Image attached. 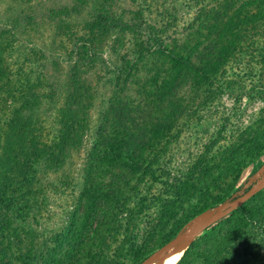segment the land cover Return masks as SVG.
<instances>
[{"label":"trees","instance_id":"obj_1","mask_svg":"<svg viewBox=\"0 0 264 264\" xmlns=\"http://www.w3.org/2000/svg\"><path fill=\"white\" fill-rule=\"evenodd\" d=\"M233 1L231 5L234 7L230 9L237 13L228 16L233 21H243L256 10L264 16V0ZM203 10L198 12L195 20H205ZM91 25L104 29L98 32L105 37L110 32L118 35L126 29H136L140 23L132 24L121 15H106L96 17ZM8 26L11 29L2 40L5 44L0 41V91L5 88L8 94L19 93V96H13V102L22 100V105L6 120V128H1L0 119V236L5 235V240H0L2 258H21L22 264H128L129 259L139 264L155 250L152 248L157 243V234L160 235L168 220L181 213L188 217V222L214 208L218 203L214 202L216 199L222 201V196L210 200L212 187L209 181L217 187L220 179L208 181L212 166L204 157L178 167L176 172L165 167L155 170L159 157L168 151L158 145L159 140L156 139L163 137L174 124V117L178 118L184 111H189L187 103L174 102L162 108L161 103L166 101L165 95L171 90L173 82H168L167 90L153 93L138 91V96L126 95V100L116 97V93L115 99L107 102V108L101 111L98 118V128L94 131V140L87 156V167L79 180L72 178V170L64 168L72 164L69 162L71 151L83 145L90 126V105H86L88 96L85 95L91 86L84 77V66L87 65L86 61L94 64L101 54L77 52L78 59H72L74 65L67 77L57 86H50L47 92L38 89L37 84L42 85L40 76L37 83L32 78H26L21 84L26 89L21 90L13 86L10 66L5 62V55L12 46L11 37L18 36L14 32L17 25L10 22ZM201 28L203 31H200L199 39L193 29L192 33L187 34L186 41L185 37L180 46L172 48L166 46L159 35L150 34L148 43L155 45L154 48L147 52L139 51L135 62L130 60L127 66L114 67L111 78L120 86L122 70H129L128 79L139 61L148 59L146 64H151L152 58L156 62V55L163 54L161 58L165 63L173 66L170 71H164L166 75L171 70H177L179 75L185 71L187 75L192 72L193 79L213 86L217 83L221 67L228 63L237 44H234L235 39L212 37L214 34L220 35V21L218 25H212V29L206 26ZM209 31L210 35L207 34ZM108 62L102 58L103 65L106 66ZM133 83L139 84V80ZM139 86L144 88L145 85ZM118 89L121 91V88ZM62 93L64 96H61ZM154 102H159V105ZM160 112L164 115L156 122L157 113ZM45 113H49L48 120H53L55 135L44 133L46 119H42V115ZM256 138L252 132L246 136L243 134L219 154L226 164L224 170L226 168L227 173L236 171L239 174L247 159L260 152L259 148L256 150ZM60 171L63 172L62 176H55L51 180L53 174ZM222 176L225 187L229 186L228 175ZM162 178L163 182H159ZM156 179L164 186L161 194L155 192V186L150 183ZM74 181L78 182L80 191L74 198L75 204L64 228L60 230L59 227L47 226L42 242L23 252L19 243H23L24 233H31L26 228L18 232L16 223L27 221L33 210L43 208L44 200L38 196L43 194L45 186L58 189ZM192 190H201L198 200L206 203L197 211L194 208L196 204L189 202ZM262 192L264 189L252 198ZM256 211L244 204L238 207L225 218L229 220L226 227L219 229L208 241L194 240L177 264H251L252 260L259 264V255L248 252V249L252 251L255 248L257 241L252 229L257 228L264 235V211H259L262 217L256 215ZM9 232L15 240L6 236ZM140 233H145L142 243L139 242ZM170 239L162 243L161 240L159 247ZM243 245L248 247L241 254L238 251ZM16 250L19 253L15 256Z\"/></svg>","mask_w":264,"mask_h":264},{"label":"rangeland","instance_id":"obj_2","mask_svg":"<svg viewBox=\"0 0 264 264\" xmlns=\"http://www.w3.org/2000/svg\"><path fill=\"white\" fill-rule=\"evenodd\" d=\"M233 3V0H0V41L8 36L10 22L17 25L14 32L18 36L11 37L12 46L5 55L14 87L26 89L21 85L26 78H32L37 83L40 76L42 85L39 86L38 83V89L47 92L50 86H57L58 82L67 77L74 65L72 59H78L77 52L101 54L94 64H88L84 60L87 64L84 66V77H87L91 86L85 95L88 96L86 105H90V126L85 133L83 145L71 151L69 162L72 164L64 168L67 171L72 170V178L79 180L82 171L87 167V156L94 140V131L98 128L101 111L107 108V102L112 101L116 93V97L126 100V95L135 97L138 96V91L153 93L157 90H167L168 82H173L174 85L165 95L166 101L161 103L162 108L174 102L187 103L189 111H184L178 118L174 117V124L170 125L163 137L156 139L159 140L157 144L164 146L168 151L159 157L155 170L165 167L176 172L178 167L197 162L199 158L204 157L212 166L208 181L220 179L217 187L209 181L212 187L210 200L214 201L218 196H222V201L216 199L214 202H218L217 205L202 214L214 212L220 204L240 196L264 178V16L256 10L243 21H233L229 18L237 13L230 9L231 6L234 7L231 5ZM202 8L205 20H195ZM106 15L124 16L132 24L139 22L141 27L126 29L118 35L115 32H106L108 35L102 37L98 31L105 30L91 25V22L98 16ZM219 21L220 35L214 34L212 37L235 39L234 44L237 45L228 63L221 67L217 83L213 86L193 79L192 72L187 75L185 71L179 75L177 70H171V73L166 75L164 71L173 66H170L169 62L165 63L161 58L163 54L156 55V62L152 58L151 64H146L148 59L139 61L128 79L129 70H122L119 81L121 87L111 78L117 66H127L130 60L135 62L139 51L147 52L154 48L155 45L148 43L150 34L159 35L166 46L178 47L193 29L199 39L200 31H203L201 26L212 29V25H218ZM207 34L210 35V31ZM2 44H5V41H2ZM183 50L186 51L184 47ZM102 58L109 61L106 66L101 63ZM181 76L183 77L180 78ZM134 80H139V84L145 85L144 88L141 89L138 83H133ZM63 94L61 96H64ZM13 96H19V93L8 94L5 88L0 91L1 128L7 127L6 120L22 105V100L14 103ZM154 103L159 105V102ZM157 114L156 122L164 113ZM48 117L49 113L42 115V119H46L43 124L44 133L55 135L53 120H48ZM248 132L257 137L256 150L259 148L260 152L248 157L239 174H236V171L227 173L226 168L224 170L226 164L219 154ZM62 173L60 171L53 174L51 180L59 178ZM223 174L228 175V188L225 187ZM158 181L163 182V178ZM159 182L156 179L150 183L155 186V192L161 194L160 190L164 186ZM226 188L229 190L225 191ZM79 191L80 186L75 181L58 189L49 185L44 187L43 194L38 196L40 200H44L43 208L33 210L27 221L16 223L18 232L26 228L31 233H24L23 243H19L23 252L32 245L37 247L42 242L47 226L59 227L60 230L64 228ZM200 194L201 190H192L189 194V202L196 204V211L206 206L205 202L198 200ZM243 204L249 209H256V215L262 217L259 211H264V192L257 197H251ZM187 218L180 213L168 220L160 235L157 234V243L152 249H157L161 240L162 243L186 230L196 219L187 222ZM225 218L205 230L195 240L208 241L213 238L219 229L228 225L229 220ZM252 230L257 241L255 248L251 249L252 251L248 249V252L259 255L261 262L256 261L264 264V235H261L257 228ZM144 235L145 233H140V243L143 242ZM4 236H0L2 242L5 240ZM6 236H11L10 232ZM250 239L254 240L252 237ZM246 247L248 246L243 245L238 252L244 254ZM18 253L19 250H16L15 256ZM0 264H22V261L21 258H2L0 255ZM128 264H134L133 260L129 259ZM251 264H255V260H252Z\"/></svg>","mask_w":264,"mask_h":264},{"label":"water","instance_id":"obj_3","mask_svg":"<svg viewBox=\"0 0 264 264\" xmlns=\"http://www.w3.org/2000/svg\"><path fill=\"white\" fill-rule=\"evenodd\" d=\"M264 189V178L259 180L254 184L249 190L234 199L224 202L218 206V208L203 222L186 230L178 233L173 238L165 242L162 246L155 249L151 254H149L145 259H143L139 264H153L156 262L163 254L169 251L174 246L182 243L186 240L194 241L199 237L205 230L209 227L225 218L231 214L234 210L240 207L244 202L253 197L255 194ZM196 218V217H195Z\"/></svg>","mask_w":264,"mask_h":264},{"label":"bare ground","instance_id":"obj_4","mask_svg":"<svg viewBox=\"0 0 264 264\" xmlns=\"http://www.w3.org/2000/svg\"><path fill=\"white\" fill-rule=\"evenodd\" d=\"M213 212V211H212ZM212 212L204 213L200 216H198L190 225L188 228H192L204 220H206ZM191 243V240L183 241L182 243L174 246L169 251H167L165 254H163L156 262L153 264H177V262L183 257L187 249L189 248Z\"/></svg>","mask_w":264,"mask_h":264}]
</instances>
